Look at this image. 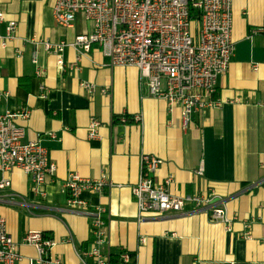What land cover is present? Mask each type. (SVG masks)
<instances>
[{"label": "crops", "instance_id": "1", "mask_svg": "<svg viewBox=\"0 0 264 264\" xmlns=\"http://www.w3.org/2000/svg\"><path fill=\"white\" fill-rule=\"evenodd\" d=\"M56 1L0 0L6 20L17 22L14 39L0 48V92L8 94L1 113L29 111L17 125L27 142L40 140L57 166L41 194L21 170L0 172V181L11 182L1 192L0 215L22 256L18 264L39 257L23 242L30 231L55 241L52 264H79L92 250V218L70 208L63 191L73 173L92 181L107 176L113 183L102 195L81 197L90 209H105L104 250L115 257L127 251L137 264H264V0H233L235 53L229 72L218 79L221 107L196 114L187 130L179 108L141 87L137 68L111 67L98 46L87 54L67 47V70H61L43 43L72 42L94 27L82 15L71 27L57 24ZM73 64L77 68L68 70ZM84 82L96 86L94 94L82 90ZM92 119L101 123L95 141L89 139ZM143 155L162 160L157 180L172 177L173 195L213 197V206L237 219L231 231L194 206L141 221L132 187Z\"/></svg>", "mask_w": 264, "mask_h": 264}, {"label": "built area", "instance_id": "2", "mask_svg": "<svg viewBox=\"0 0 264 264\" xmlns=\"http://www.w3.org/2000/svg\"><path fill=\"white\" fill-rule=\"evenodd\" d=\"M233 4V0H57L53 11L57 24L71 27L82 15L94 28L91 33L78 35L72 42L62 41L56 45L45 42L43 46L45 51L57 57V64L63 71L67 70L63 59L67 47L87 54L98 46L111 67L137 68L141 87H147L151 97L165 101L170 109L179 108L183 129L187 130L196 114L221 107V101L215 98L218 79L229 72L235 53ZM5 22L8 24L3 34ZM16 29L17 22L7 21L4 12L0 11V48L14 39ZM75 68L76 64L68 66V70ZM43 76L42 71L37 72L38 78ZM95 87L81 83L82 90L91 94L95 93ZM102 92L109 93L107 89ZM7 96L0 92V172L21 170L31 179L36 194H41L40 188L48 178L55 176L57 166L40 140L27 142L25 129L17 125L18 119L30 117L29 111L1 113ZM134 120L140 123L142 117L136 116ZM100 127V121L91 120L90 140L99 139ZM162 163L152 155L141 157L139 181L132 187L141 221L149 215H180L187 206H194L231 231L237 219L230 217L224 207L213 206V197L176 196L171 192L172 177L158 181L157 173ZM198 174L203 175V167ZM112 186L107 176L92 181L77 173L69 175L64 183L68 206L92 218V233L96 236L92 250L83 254L79 264L113 263L110 249L104 250L108 237L106 211L100 206L90 209L81 197L85 192L102 195ZM10 187L8 179L0 181V201L1 192ZM246 237H250L249 232ZM23 242L38 251L37 261L31 264H52L49 255L55 246L54 240L41 232L30 231ZM132 256L122 251L118 260L122 264H131L134 262ZM21 260L7 221L0 215V264H18Z\"/></svg>", "mask_w": 264, "mask_h": 264}, {"label": "trees", "instance_id": "3", "mask_svg": "<svg viewBox=\"0 0 264 264\" xmlns=\"http://www.w3.org/2000/svg\"><path fill=\"white\" fill-rule=\"evenodd\" d=\"M197 16H198V17H197ZM196 17H197V18H200L199 15H196ZM132 257H133V261H134V262H132L131 264H137V261H136L135 256L133 255ZM112 262H113L112 264H122V263L118 260V256H116V257L113 256ZM126 264H127V263H126Z\"/></svg>", "mask_w": 264, "mask_h": 264}]
</instances>
